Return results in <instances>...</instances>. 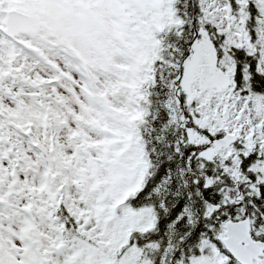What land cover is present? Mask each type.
Wrapping results in <instances>:
<instances>
[{"label": "snow or ice", "instance_id": "6c2138e0", "mask_svg": "<svg viewBox=\"0 0 264 264\" xmlns=\"http://www.w3.org/2000/svg\"><path fill=\"white\" fill-rule=\"evenodd\" d=\"M0 264H264V0H0Z\"/></svg>", "mask_w": 264, "mask_h": 264}]
</instances>
